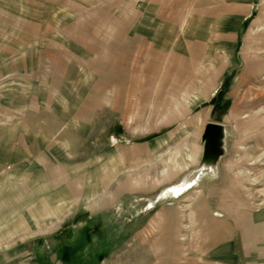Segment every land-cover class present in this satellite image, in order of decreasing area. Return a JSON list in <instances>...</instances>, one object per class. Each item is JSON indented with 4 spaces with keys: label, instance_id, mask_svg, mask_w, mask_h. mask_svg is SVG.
<instances>
[{
    "label": "rangeland",
    "instance_id": "obj_1",
    "mask_svg": "<svg viewBox=\"0 0 264 264\" xmlns=\"http://www.w3.org/2000/svg\"><path fill=\"white\" fill-rule=\"evenodd\" d=\"M233 5L242 13L225 68L213 60L203 66L190 58L191 45H177L181 34L188 43L198 39ZM97 95L104 102L95 108ZM0 131L18 136L12 145L28 148L35 160L34 141L27 140L37 139L35 132L45 133L46 144L74 141L61 158L67 180L55 187L30 180L37 201L57 192L66 200L50 201L64 209L63 220L40 214L28 231L16 230L12 243L23 245L34 264H193L200 255L190 247L199 234L188 228L192 202L204 200L213 212L223 193L259 217L252 241L264 250V0H0ZM217 134L215 153H205ZM148 145L153 155L137 158ZM93 164L113 165L114 182L98 200L71 205L76 179L92 178ZM169 170L175 177L160 182ZM125 178L142 180L144 188L117 193ZM161 210L166 226L179 225V250L171 251L177 246L170 241V251H160L162 236L153 228L161 221L149 219ZM245 240L231 230L234 264L249 257Z\"/></svg>",
    "mask_w": 264,
    "mask_h": 264
},
{
    "label": "crops",
    "instance_id": "obj_2",
    "mask_svg": "<svg viewBox=\"0 0 264 264\" xmlns=\"http://www.w3.org/2000/svg\"><path fill=\"white\" fill-rule=\"evenodd\" d=\"M222 12H224V15L227 14V16H223L224 18L222 17L221 19L217 20L214 25H210L209 27H207L203 32L204 35H200L199 32L197 35L198 39L194 38L193 41L188 43L187 41H184L182 39V34L178 39L177 45H191L190 47L193 54H190V58L194 61L196 60L195 62H197V59L201 60L203 66L205 61L213 60L215 61V63H217L216 68H220L222 66H224L222 68H225L226 64L231 58L230 50L232 49V31L235 29L239 14L242 13V8L237 5L229 7L227 6L225 10H222ZM194 14L195 12H193V16ZM194 20L195 16L193 18V21ZM195 22L196 21L193 22V27L199 28L200 25H196ZM212 28L214 29L211 30ZM201 36L202 38L200 39ZM204 45H211V47L206 48ZM211 51L216 52L214 58H212ZM194 53H196L197 55H194ZM173 58L175 60V57ZM214 65H211L212 70L215 69ZM210 76V78L213 77V75L211 74ZM166 87L167 86L164 87L162 92L167 90ZM158 89L159 93H161L160 86ZM172 92H174L173 89ZM20 101L21 100L18 99L14 106H16ZM102 102L104 101H100L97 95L91 103L95 108H97ZM51 109L52 111H54L53 108ZM54 112L56 113L57 111ZM56 114H58L60 118H64L65 120L72 117L68 114ZM34 134H38L37 139L31 138L27 140L34 141L33 150L35 152H38V158L36 160L32 159L33 156L29 153L28 148H24L23 145H21L23 148H19V146L16 148L12 145V142L16 141L18 139V136H13V133L9 134L0 131V173L2 174L0 178V189L2 188L0 191V252L2 254L6 253L0 257V264H23L24 261H27L24 264H34L33 260L25 258L27 251L23 245L12 243V240L16 234V230L21 226L24 227V229L26 228L28 231L31 224L33 223V219H35L36 216L40 214H59L57 216L58 220H63L66 217L61 216L64 209H62L61 207L58 209H53L50 202L52 201V198H56V203L59 204L62 202L66 203V200L61 201L62 196H60L57 192L49 198L43 195L44 197L40 198L37 201L38 197L36 195V191L39 188H37L34 182H31L30 180L37 179L39 181H44L46 185H51L53 187H55L61 181L63 182L67 180L65 179L63 173L60 171L62 166L61 158L64 154H67L68 149L71 151L74 150V141L72 140L71 143H69V141L63 139L59 140L63 141V144L61 145H54L53 143L46 144L44 139V132H35ZM17 141L19 142L20 140ZM152 148V145H148L144 151L138 152V154L136 155L137 158H142L147 153L153 155ZM44 154L53 156L54 162H51L49 160L47 161ZM193 156L194 154L193 152H191L190 157ZM125 157H132L131 153L128 156L125 155ZM93 165L95 166V173H93L94 175L92 178L81 176L79 180L76 179L78 181L77 186H80V188H78V190H76L77 192L75 191V193L70 192V194L72 195L71 198H75V200L70 203L71 205L75 206L77 205V203H79V201L91 203L92 201L98 200L99 197H101V194H103L114 182L115 168L113 167V165H107L104 167L98 166L97 164ZM17 167L20 168L18 169V173L20 175H14L13 173V169ZM37 167L39 169H36ZM35 170L39 171V173H34ZM103 171H105L106 173L102 176L100 175V173H102ZM169 173V175L171 176L166 177L165 173L163 175V178L160 179V182L172 180L173 177H175L174 172L169 170ZM225 178L222 181L224 184L226 183V180L228 181V178ZM73 179L75 180V178ZM77 181H74L73 183H76ZM222 182L221 184H223ZM5 188L6 190L2 191ZM143 188L144 185L142 180L138 179L137 181L135 180V182H132L130 181V178H125L122 181L121 186L118 188L117 193H123L126 190H141ZM43 191H46V193L48 192L47 190H42V192ZM24 192L27 193V198L21 196V193ZM224 194L225 193L220 196L219 205L215 207L216 210L213 212H211L209 208L206 209V203L204 200L192 202L193 207L191 211L195 215V219H192L190 216L191 219L189 221L188 228H198L199 234L198 237H194L195 242L193 243V245L190 244V247L195 253L200 255L199 261L197 260L193 264H234L235 262H237V258L235 259L231 251L232 244H230L229 242L231 230L232 232L238 230L242 237H246V243L244 245L246 247L245 251L249 257L246 259V262L244 264H255L257 263L256 260H259V258H264V250L255 248L254 242L252 241V234L254 231H256V227L251 224L253 219L258 220L259 217L253 214L250 209H246L244 203L237 200L235 195H230L232 198H229L226 194ZM108 201V199H104L100 204H104ZM35 203H37L36 207H34ZM89 208L93 210L94 208H97V204H93V206H90ZM181 209L182 208L178 209L179 216L175 213L178 218L180 217V215H182V211H180ZM219 213L223 214L222 217ZM166 214L167 213H164L163 210H161L160 212L155 214L156 218L153 215L154 217L149 219L150 222L161 221L159 224H156V227L154 226L153 229L159 230V234L160 236H162L159 245L160 251H162L163 253L170 250L172 251V249L173 251H176L174 249L179 250L181 246L179 240H177L176 242V239L174 238V236H178L179 225L178 223H175L176 227L173 229V224L171 222L172 219H170L171 228L166 226V224H164L163 222L165 221L166 223L169 220L168 217H166ZM29 221H31L32 223L30 224ZM139 221H141V216L139 218ZM146 221H148L147 218H145V222ZM100 222L101 221L99 219L98 223ZM145 226H147V222L145 223ZM260 226L258 225L260 229L264 228V223H262ZM100 227L104 229L103 226ZM142 230L143 226L142 224H140L139 231L141 232ZM172 230L176 231L173 232ZM107 232V229L105 232H103L104 236L106 237L108 236ZM101 239H97V246H102L105 243L104 238ZM170 241L175 242L174 245H176L177 248H172V245H170V250L167 249L169 248ZM43 253L48 255L49 263H51V249L47 246H44Z\"/></svg>",
    "mask_w": 264,
    "mask_h": 264
},
{
    "label": "water",
    "instance_id": "obj_3",
    "mask_svg": "<svg viewBox=\"0 0 264 264\" xmlns=\"http://www.w3.org/2000/svg\"><path fill=\"white\" fill-rule=\"evenodd\" d=\"M208 128L215 129V130L219 129V127L215 124H209ZM218 138H219V135L217 134L215 137V142L218 140ZM215 146H216V144H215ZM215 146H214V148H215ZM204 151H205V153L211 152L210 150H208L207 146L204 147ZM212 151H214V149Z\"/></svg>",
    "mask_w": 264,
    "mask_h": 264
},
{
    "label": "flooded vegetation",
    "instance_id": "obj_4",
    "mask_svg": "<svg viewBox=\"0 0 264 264\" xmlns=\"http://www.w3.org/2000/svg\"><path fill=\"white\" fill-rule=\"evenodd\" d=\"M214 146H215V139H214L213 146L212 147L208 146L207 148H208V150L212 151L214 149Z\"/></svg>",
    "mask_w": 264,
    "mask_h": 264
},
{
    "label": "bare ground",
    "instance_id": "obj_5",
    "mask_svg": "<svg viewBox=\"0 0 264 264\" xmlns=\"http://www.w3.org/2000/svg\"><path fill=\"white\" fill-rule=\"evenodd\" d=\"M205 71H208L207 69H205ZM213 153H215V151H212ZM171 175L166 174V177H170Z\"/></svg>",
    "mask_w": 264,
    "mask_h": 264
}]
</instances>
